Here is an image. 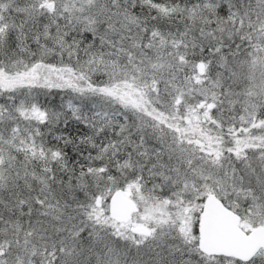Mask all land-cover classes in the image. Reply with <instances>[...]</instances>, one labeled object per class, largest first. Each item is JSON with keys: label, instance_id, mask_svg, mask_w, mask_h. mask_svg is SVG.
Here are the masks:
<instances>
[{"label": "snow or ice", "instance_id": "1", "mask_svg": "<svg viewBox=\"0 0 264 264\" xmlns=\"http://www.w3.org/2000/svg\"><path fill=\"white\" fill-rule=\"evenodd\" d=\"M0 264H264V0H0Z\"/></svg>", "mask_w": 264, "mask_h": 264}]
</instances>
